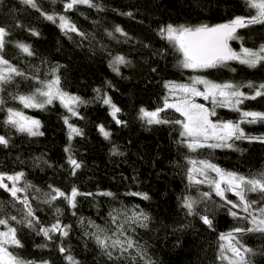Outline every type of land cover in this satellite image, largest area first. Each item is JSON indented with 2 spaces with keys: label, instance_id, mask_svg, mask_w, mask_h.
Segmentation results:
<instances>
[{
  "label": "trees",
  "instance_id": "1",
  "mask_svg": "<svg viewBox=\"0 0 264 264\" xmlns=\"http://www.w3.org/2000/svg\"><path fill=\"white\" fill-rule=\"evenodd\" d=\"M35 2L34 8L22 0H0V27L8 33L0 56L24 73L0 84V136L8 141L7 146L0 144V174L24 173L17 182L24 189L17 194L19 199L0 188V218L16 217L9 219V225L17 229L23 245L9 251L32 264H70L69 255L78 264H229L220 256V237L238 227H252L250 219L233 217L220 197L190 181V160L252 177L264 173V142L233 139L231 148L191 150L189 139L180 135L181 125L174 123L182 120L175 110L160 113L168 123L151 124L140 110L164 108L165 85L188 84L193 77L230 83L245 95H254L264 84V62L249 67L229 60L215 68H184L182 53L160 30L168 25L224 24L254 16L256 9L248 0H92L97 7L77 4L71 10H65L69 0ZM44 15H65L77 31L62 30ZM116 27L124 34L116 32ZM235 35L228 42L237 54L243 48L258 51L264 45V24H250ZM18 44L29 46L33 54H25ZM116 56L126 62L114 64ZM57 77L61 91L79 98L71 105L77 115L59 99L43 108H25L14 99L33 94ZM43 99L37 96L38 101ZM104 99L111 104H104ZM113 104L120 109L115 117ZM238 107L264 112V96L244 99ZM8 109L38 120L43 135L31 136L5 123ZM214 109V121L242 119L232 108ZM69 125L79 134L71 133ZM101 126L110 133L107 138ZM240 126L247 137H264V122ZM70 156L80 164L78 169L69 163ZM73 188L81 193L75 197V207L63 197L50 200L48 195L52 189L70 195ZM108 192L113 195L102 194ZM25 198L33 217L27 216L21 202ZM246 198L257 201L254 208L264 206V194L247 192ZM186 200L193 202L191 212L184 206ZM125 212L129 217L142 212L147 220L126 224L125 234L136 247L123 254L110 247L109 257L96 242L93 234L104 233L95 226L107 228L106 234L111 235L116 227L112 216L118 217L117 224L123 223ZM202 217L211 220V227ZM27 220H32L33 227L27 226ZM57 221L66 236L57 231L46 238L39 232L40 227L50 228ZM0 230L7 229L0 225ZM236 238L242 249L250 250L244 252L246 264H264V233L244 231L236 233Z\"/></svg>",
  "mask_w": 264,
  "mask_h": 264
},
{
  "label": "snow or ice",
  "instance_id": "2",
  "mask_svg": "<svg viewBox=\"0 0 264 264\" xmlns=\"http://www.w3.org/2000/svg\"><path fill=\"white\" fill-rule=\"evenodd\" d=\"M22 2L31 7H37L35 0H22ZM249 6L256 9V15L249 18L236 17L232 21L224 24H218L213 27L207 25L198 26L195 28L179 26L174 27L168 25L166 28L160 30V34L163 38L167 39L172 43L180 53H182L183 60L181 61L184 68L191 69H207L215 68L218 65L224 64L229 60H238L242 64H246L249 67H256L258 64L264 62V45H261L258 51H252L247 48L242 49L243 55L237 54L228 46V41L236 39V31L238 28L247 27L250 24H264V0H248ZM77 4H86L89 7H97L93 4L92 0H69L65 5V10H71ZM131 15V13H128ZM46 19L52 22H56V18L53 15H47ZM59 27L62 30L77 31L74 24H72L65 16H59ZM116 32L122 33V29L119 27L115 28ZM8 33L5 28L0 27V50L4 48L5 36ZM111 35V34H110ZM126 35V34H125ZM22 52L27 55H32L30 47L25 44L17 45ZM123 56H116L114 58V64L125 63ZM19 69L11 65L8 60L0 56V84H6L10 82L14 76H23ZM59 84V78L44 84L42 88H37L36 91L31 95H20L14 97L18 99L25 108H43L46 104H51L53 100L59 99L61 104L68 109L72 115H77L71 105L76 104L79 101L78 97L70 96L69 94L61 91L57 86ZM196 85H204V90L201 91L196 87ZM166 88L170 90H178L183 93L181 99L176 103H168L167 99L164 102V108H158L155 111H146L141 109L142 118H147L148 123H168V121L160 118V113L166 108H174L176 112L184 118L183 120H175L174 123L181 125L182 131L180 132L181 137L190 138L187 146L191 150L197 148L209 147H233L231 141L233 139H259L264 142V137H247L244 130L241 128V123H257L264 122V112L256 111H242L238 105L243 103L244 99H256L257 97L264 96V84H260L255 91L254 95L247 96L245 93L238 90L236 86L230 83L217 84L208 81L201 77H193L191 84H166ZM247 87H253L252 84H248ZM37 96L43 97V100L38 101ZM193 97H203L205 100H211L213 105H219L221 107H231L233 110L240 112L242 119L239 122L226 121L220 123H214L210 116L216 115L215 109L210 110L203 104L195 103L192 99ZM220 97L222 99H217ZM104 104H111L110 99H104ZM3 103V101H0ZM113 111L112 115L115 117L116 113L120 111L114 104L111 105ZM120 123V121H117ZM5 123L12 125L20 132H26L31 136L43 135L39 131L40 122L35 119H31L23 114L21 111H16L13 109H8V116ZM65 123H68L67 118ZM71 133L79 134V130L69 125ZM100 131L103 133L105 138H107L110 133L104 130L103 126L100 127ZM208 141H216V143H207ZM8 141L5 137L0 136V144L7 146ZM67 151V149H66ZM69 163L73 166L74 170L80 167V164L71 156L69 157ZM193 168L189 170V180L195 183H208L214 185V190L218 196L224 198L225 191L233 192L238 197V203L232 201H226L231 204L232 208H240L244 213L248 215L243 217V219L249 220L253 226L247 229L245 228H235L233 232L241 233L244 231L248 232H261L264 233V206L253 208V205L257 204V201H249L246 198L247 192H259L264 194V173H259L256 176L245 177L234 172H224L219 167L211 164L207 161H199L201 165L200 168L196 167L197 161L190 160ZM205 169H209L217 174L218 179L209 180ZM199 172L201 176H204V180H197L193 173ZM74 174V172H73ZM24 176V173H17L15 175L0 174V188L10 192L14 199H19L17 194L23 192L24 189L17 187V182H19ZM8 180L12 182V186L9 187L4 181ZM226 185V187H222ZM29 185H26L28 187ZM76 188L71 190V194L67 195L59 189H52V192L48 195L50 200H56L59 197H63L68 200L72 207H75V197L80 195ZM103 195L111 196L112 193H102ZM133 195H137L133 193ZM205 196L208 193H204ZM144 199L147 196L144 195ZM25 207L28 209L27 216L33 217L34 213L28 204L27 198L21 201ZM50 202V201H47ZM185 207L191 209L193 207V202L186 200ZM251 209V211H250ZM259 213L256 215L254 213ZM233 217H237L238 213L231 211L230 213ZM112 216V214H109ZM125 220L123 223L117 224V216H112V223L116 224L115 229L111 230L112 234L107 235L109 231L107 228H101L96 225L98 233H104L103 236L100 234L95 235L97 244L101 249L106 251V254L111 257L112 251H107L111 247L113 250H119L121 254L128 252L129 249L136 247V242L129 236H126L125 225L136 223L143 220H147L142 212H133L132 216H128L124 213ZM11 220H16L15 216L10 217ZM9 219L0 218V225H3L7 230L0 231V264H32L31 261H25L17 256L12 251H9L10 247H23L19 239H17V229L9 225ZM205 224L211 227V220L207 217H202ZM27 226L33 227L32 220H27ZM141 227H146V224L141 223ZM67 226H65L66 228ZM60 231L63 235H67V231L61 228L59 222L53 224L50 228L40 227L39 232L43 233L46 238H51L50 233ZM233 232L227 234H222L220 239L226 240L227 245H221L222 249V259H228L229 264H246L244 256L241 254L242 246H238V241H236ZM123 237V239L121 238ZM233 241H236L233 243ZM231 252V257L223 255V251ZM244 252L250 251L249 249H243ZM60 252H65L64 248H60ZM140 255V253H137ZM66 259L70 264H78L72 256H67ZM134 259V258H133ZM47 264V262H44Z\"/></svg>",
  "mask_w": 264,
  "mask_h": 264
},
{
  "label": "rangeland",
  "instance_id": "3",
  "mask_svg": "<svg viewBox=\"0 0 264 264\" xmlns=\"http://www.w3.org/2000/svg\"><path fill=\"white\" fill-rule=\"evenodd\" d=\"M68 3V2H67ZM66 3V4H67ZM256 15V14H255ZM45 17L47 16V15H44ZM63 16H65V15H63ZM66 17V16H65ZM56 22L58 23V25H59V23H60V21H59V15H57L56 17ZM67 18V17H66ZM56 23V24H57ZM228 44H229V42H228ZM237 53V52H236ZM238 54L239 55H243V53H242V50L240 51V52H238ZM189 69H191V68H189ZM191 70H194V71H196V70H198V69H191ZM188 84H191V81L188 83ZM196 87L198 88V89H200L201 91H203L204 90V85H196ZM167 90H168V103H170V104H172V103H176L179 99H181L182 98V96L184 95L183 93H181V92H179L178 90H170L169 88H167ZM193 100H194V102L195 103H198V104H203L205 107H207V108H209L210 110H212V108H215V107H217V106H219V105H213L212 104V102H211V100H205V99H203V97H193L192 98ZM217 99H222V98H220V97H217ZM225 108H230L231 109V107H225ZM171 109H173V110H175L174 108H171ZM178 113V112H177ZM179 115H180V113H178ZM181 116V115H180ZM181 118H182V120L184 119L182 116H181ZM212 118H213V116H210L209 117V119H211L212 120ZM214 123H220V122H218V121H214V120H212ZM188 139H190V138H188ZM207 143H216V141H208ZM228 143H229V141H228ZM196 167L197 168H200L201 167V165L199 164V163H197L196 164ZM191 168H193V165H192V167ZM205 172L207 173V176H208V179L209 180H212V179H218V177H217V174L215 173V172H212L211 170H209V169H205ZM225 172V171H224ZM193 175L195 176V178L197 179V180H204V176H201L200 174H199V172H195V173H193ZM4 182H8V183H10L11 185H12V182L11 181H8V180H6L5 179V181ZM199 184H201V185H203V186H205V187H207V189H209L210 190V192L211 193H213V194H215V195H217L216 194V192H215V190H214V185H212V184H210V183H208L207 181H205L204 183H199ZM19 187H20V185H19ZM222 187H226V185H222ZM218 196V195H217ZM228 196H232V197H234V200H228ZM218 197H220V196H218ZM221 198V197H220ZM226 204H227V206L229 207V209H230V212L231 211H235V212H237L238 213V215H243V216H247L248 214L247 213H244L243 211H242V209H240V208H232V206H231V204H228L226 201H232V202H234V203H238L239 201H238V197L233 193V192H229V191H225V194H224V198H221ZM253 208H254V206H253ZM255 209V208H254ZM250 211H251V209H250ZM254 214H256V215H259V213L257 212V213H254ZM249 219H250V217H249ZM252 225V224H251ZM253 226V225H252ZM0 231H6V230H0ZM229 233V232H228ZM224 234H227V233H224ZM233 235L235 236V238H236V233L235 232H233ZM222 241V245H227V241L226 240H221ZM236 241H237V238H236ZM236 241H233V243H235ZM238 246H240L239 245V243H238ZM241 254L244 256V251H243V249L241 248ZM222 255V249H221V252H220V256ZM223 255L224 256H227V257H231V252H228V251H223ZM223 260H225L226 262H228L229 263V261H228V259H223Z\"/></svg>",
  "mask_w": 264,
  "mask_h": 264
},
{
  "label": "water",
  "instance_id": "4",
  "mask_svg": "<svg viewBox=\"0 0 264 264\" xmlns=\"http://www.w3.org/2000/svg\"><path fill=\"white\" fill-rule=\"evenodd\" d=\"M214 26H216V25H214ZM210 27H213V26H210ZM241 28H238L237 29V31H236V33L240 30ZM228 46H229V44H228ZM230 47V46H229Z\"/></svg>",
  "mask_w": 264,
  "mask_h": 264
}]
</instances>
